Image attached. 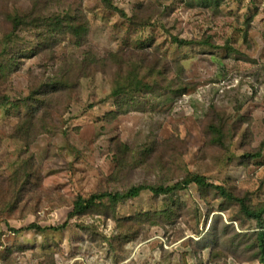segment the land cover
<instances>
[{
    "label": "rangeland",
    "instance_id": "374dc122",
    "mask_svg": "<svg viewBox=\"0 0 264 264\" xmlns=\"http://www.w3.org/2000/svg\"><path fill=\"white\" fill-rule=\"evenodd\" d=\"M112 1L119 11L0 0V52L18 65L0 82V264H263L256 222L211 186L264 209V0ZM5 11L84 19L88 31L76 40L34 22L5 40ZM62 76L65 94L45 100L64 105L22 143V100ZM24 172L38 181L20 184ZM189 173L211 186L67 217L77 196ZM30 224L44 229L14 232Z\"/></svg>",
    "mask_w": 264,
    "mask_h": 264
},
{
    "label": "trees",
    "instance_id": "16d2710c",
    "mask_svg": "<svg viewBox=\"0 0 264 264\" xmlns=\"http://www.w3.org/2000/svg\"><path fill=\"white\" fill-rule=\"evenodd\" d=\"M100 1L103 7L114 11H119L114 6L112 0H100ZM216 1L218 0H206V2H216ZM1 17L4 22L9 24L8 28L5 29V33L6 31H8V33L5 34V40H7L10 36L14 35L18 31V29H20V27L31 25V23L34 22L36 26L45 25L50 30L61 33L62 35L70 34L73 37H76V40H80L81 36L86 34L88 31L86 21L84 19H79V18L73 19L72 17H66V16L40 15L39 17L35 18L34 21H32L27 15L10 14L9 12L6 11L2 14ZM78 20L80 21V23H78ZM172 41L179 45L194 43V42H188L186 40H182L178 37H172ZM205 43L206 45H208L207 41ZM5 55H7L6 51L0 52L1 85L4 83V79L7 76V74L8 73L10 74L14 69L18 68V65L15 68H12V57L10 58V56L7 57ZM141 61L143 62L145 60L141 59L140 62ZM138 84H140V81L137 83V85ZM58 86H62V87H58ZM66 86H67L66 78L62 76L60 79L54 81L52 87H45L42 90L34 89L35 92H32L33 90L30 91L29 95L22 100L24 102L23 106L24 105L27 106L24 115L19 120L20 123H18V127H17L18 129L15 137L16 139H18L22 143H29L31 140L34 139L33 137L37 134L36 131H41V132L46 131V128L51 123L54 115L57 114L58 112L56 110L57 105L59 104L64 105L65 102L64 99L58 102L57 104H53L52 102V104L54 105L52 106L51 103H47L45 98L49 99L50 95L53 93L58 95L65 94L63 91L65 90ZM68 87L74 89L75 86L68 85ZM126 87H135V85H133L131 81V83H129ZM144 88L149 89L150 85L147 83L144 84L142 83V85L139 87L140 92L143 91ZM124 89L125 88L118 87L117 90L116 88L117 92H114V95L119 94V92L123 91ZM52 96L50 97V99H52ZM211 129L217 131L215 128H211ZM166 146H168V148L171 150L175 148L176 145L172 146V144L169 143ZM158 159H160V157ZM22 177H24V179L20 182V184H26V183L34 184L36 183V181H38V179L35 178L36 177L35 175L28 176L26 175V172L23 173ZM191 183H194L197 189L205 188V186L207 187L211 186L205 183L203 176L195 173H189L188 177L184 178L182 181L176 180L173 184L167 185L165 183V180L162 179L160 180V183L155 185L137 184V185H131L123 191L105 192L98 195L92 194L87 198L82 196H77L76 199L73 201L72 209L68 212L67 217H76L83 214H88V212L92 211L95 207L98 206L97 204L98 200L105 199L109 203V205L112 208H114L119 203L137 197L143 190H148L157 197L167 196L172 193H175L178 190L185 189ZM211 187L217 190L223 198L236 200L240 204L241 210L245 214V216L256 222L257 227L260 229V231H258V242L261 251L260 261L264 264V251H263L264 250V218H263L264 209H260L258 211L252 210L245 205L243 200L236 198L231 193H228L224 189V187L219 185L218 186L214 185ZM67 223L68 222L65 221L62 225L53 227L52 229L54 230L64 229ZM30 229H36L42 231L44 228L38 226L37 224H30L29 226H26L25 229L15 230L14 232H18L20 230H30Z\"/></svg>",
    "mask_w": 264,
    "mask_h": 264
}]
</instances>
